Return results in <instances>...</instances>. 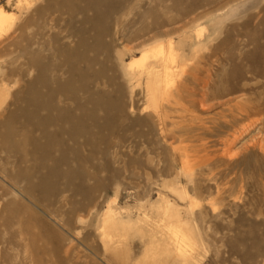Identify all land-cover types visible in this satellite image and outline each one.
<instances>
[{"label":"rangeland","instance_id":"rangeland-1","mask_svg":"<svg viewBox=\"0 0 264 264\" xmlns=\"http://www.w3.org/2000/svg\"><path fill=\"white\" fill-rule=\"evenodd\" d=\"M0 6V264H264V0Z\"/></svg>","mask_w":264,"mask_h":264},{"label":"bare ground","instance_id":"bare-ground-1","mask_svg":"<svg viewBox=\"0 0 264 264\" xmlns=\"http://www.w3.org/2000/svg\"><path fill=\"white\" fill-rule=\"evenodd\" d=\"M9 15L8 13L2 8V6H0V32H4L5 28L7 27L8 25V22H9ZM164 49V46L163 45H158L146 52H144L140 57L144 58L148 53L150 52H153V53H160L162 52ZM172 47H171V44L168 45V47L166 48V53L163 54V56H166L167 58H172ZM150 67V66H149ZM147 68V70L145 71V75L148 76V77H152L153 79H155V72L153 71V67L150 69V68ZM170 79V78H169ZM169 79H167V77L165 76L163 78L162 81L165 82V85L168 86L169 85ZM169 87V86H168ZM176 88H178V86H172V88H169L168 91H163V95L166 96L168 94H171V92ZM172 235H173V238H174V242H175V245L177 247L178 250L181 249L182 245L186 242V238L185 235L182 234L181 230L179 228L175 229L172 231Z\"/></svg>","mask_w":264,"mask_h":264}]
</instances>
